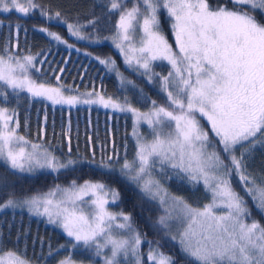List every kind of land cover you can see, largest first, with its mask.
<instances>
[{
	"label": "snow or ice",
	"instance_id": "snow-or-ice-1",
	"mask_svg": "<svg viewBox=\"0 0 264 264\" xmlns=\"http://www.w3.org/2000/svg\"><path fill=\"white\" fill-rule=\"evenodd\" d=\"M230 3L232 8L226 4L213 6L210 0H132L128 8L124 0H110L109 11L119 12L111 39L125 64L135 65L137 71L143 69L141 74L149 81L159 77L161 89L167 94V107L152 101L148 112L134 107L128 97L121 104L95 92L86 95L97 99L83 101L78 96H65L61 88L38 83L29 75L34 57L13 56L7 50L0 54V85L6 89L26 91L30 97H42L53 105L99 103L132 113L136 135L133 159L125 157L121 164L114 150L99 162L93 153L89 164L98 165L108 174L118 171L121 177L140 186L143 193L159 196L162 204L167 202V192L160 195V182L153 178L157 164L161 171L169 166L186 173L190 181H203L212 200L202 208L191 206L181 197L171 199L172 210L179 209L176 219L186 221L178 234V244L189 264H264V225L251 219L246 201L233 190L228 179L233 173L238 175L255 207L264 214V186L245 175L246 157L264 147V23L250 14L259 13L264 18V0ZM37 7L34 0H0L2 12L14 9L28 15ZM41 15L49 20L61 18L59 12L52 16L42 10ZM162 16L169 22L175 47L164 34ZM82 27L68 25L70 33L83 40L88 37L81 34ZM41 31L64 42L48 29ZM97 59L121 77L122 85L136 87L133 81L123 78L114 60ZM154 61H167L171 70L160 76L152 70ZM0 95L7 99L6 92ZM140 96L144 97L143 89ZM197 114L207 121L212 135ZM14 116V110L9 114L7 108L0 107V160L13 175L35 173L38 169L59 172L78 163L71 158L61 162L47 150L38 152L36 144L28 151L29 141L17 134L18 121L12 126ZM141 120L150 129V141L135 131ZM249 184L252 187H247ZM120 200V192L105 183L85 181L77 185L72 181L67 187L56 185L46 193L9 192L0 209L27 207L30 214L47 216L48 223L58 225L71 238L73 248L83 245L95 257H101L102 264H143V239L131 215L109 211V204L117 205ZM217 209L226 211L217 214ZM172 221V212L168 211L158 223L170 230ZM172 240L177 237L172 236ZM148 243L147 259L151 264H175L174 258L160 251L158 245ZM53 253L57 250L50 249L49 257ZM0 264L31 261L26 254L5 252L0 246ZM57 264L74 262L64 258Z\"/></svg>",
	"mask_w": 264,
	"mask_h": 264
},
{
	"label": "trees",
	"instance_id": "trees-1",
	"mask_svg": "<svg viewBox=\"0 0 264 264\" xmlns=\"http://www.w3.org/2000/svg\"><path fill=\"white\" fill-rule=\"evenodd\" d=\"M39 7L32 9L28 15L11 9L0 12V54L7 53L18 56L34 57L33 66L28 69L29 75L38 83L48 87H58L65 96H88L86 93H99L105 99L123 104L128 97L132 105L141 112L152 109V101L157 106H168L167 94L161 89L160 79L149 81L146 75L126 67L123 58L111 39L116 31L119 12H110V0H34ZM125 3V2H124ZM213 6L227 5L232 8L230 0H210ZM54 16L61 14L59 21L49 20L41 11ZM246 10V9H242ZM262 23L264 18L259 13H250ZM162 28L171 44L175 43L169 22L162 16ZM88 21H94L89 24ZM80 25L81 34L87 39H79L72 35L68 25ZM48 29L60 36L61 41L50 37ZM108 59L116 62V67L125 80L132 85L121 84V77L115 71L101 64L97 59ZM39 69V71H37ZM153 71L160 76L167 75L169 69L155 64ZM143 89L144 97L140 96ZM7 94V99L0 95V107L7 108L9 114L14 110L13 125L18 121L17 134L25 137L31 144L56 156L61 162L71 158L78 163L70 165L59 172L36 171L35 173H16L7 169L0 161V203L8 199V193L17 195L46 192L56 185L67 187L72 181L77 185L85 181L102 182L117 189L121 200L117 205L109 204V211L130 214L134 227L141 233L143 243L141 251L145 255L144 264H151L146 253L149 241L158 245L161 251L174 258L175 264H189L180 252L177 241L172 240L170 233L159 223L161 209L150 196L141 191L135 182L121 177L117 171L108 174L98 165L89 164L93 158L97 162L102 157L119 154L122 164L126 157L131 161L136 151V135L131 112L105 109L97 105L63 106L53 105L43 99L30 97L27 94L13 92L0 85V93ZM18 93V94H17ZM205 130L210 128L207 121L197 114ZM145 132L142 120L135 131ZM71 149V151H69ZM219 150V149H217ZM239 149L237 155H239ZM115 159V157H114ZM245 175L257 184L264 186V147H258L245 159ZM117 169L119 165L116 166ZM153 178L174 197H181L193 207L202 208L210 202L211 192L205 189L203 181H190L186 173L165 166L161 171L157 164L153 170ZM233 190L245 201L251 210V219L264 225V214L255 207L252 196L245 191V185L239 176H229ZM7 183L5 188L3 185ZM110 198V197H109ZM248 222H251L249 220ZM71 238L67 237L58 225L48 223L46 216L30 214L24 209H8L0 212V246L5 252L15 251L25 255L32 264H57L64 258H71L80 263L100 264L101 257L93 252L71 246ZM64 247L61 248L60 246ZM50 249L57 250L49 257ZM129 264H133L129 262Z\"/></svg>",
	"mask_w": 264,
	"mask_h": 264
},
{
	"label": "rangeland",
	"instance_id": "rangeland-1",
	"mask_svg": "<svg viewBox=\"0 0 264 264\" xmlns=\"http://www.w3.org/2000/svg\"><path fill=\"white\" fill-rule=\"evenodd\" d=\"M124 2H125V7H128V8H130L131 6H132V0H124ZM0 12H2V11H0ZM174 37V36H173ZM138 39H139V36H137V41H138ZM174 41H175V38H174ZM170 44H171V42L170 41H168ZM172 45H173V47H175V43L173 44L172 43ZM137 46H138V44H137ZM119 51V50H118ZM120 52V51H119ZM121 54V53H120ZM121 56H122V58H123V63H124V65L126 66V67H128V68H130V69H133V70H136V66L135 65H133V66H128L127 64H125V62H124V56L121 54ZM155 64H161V65H163V66H165V67H167L168 69H169V71L171 70V65H169L168 64V62L167 61H154V62H152V70H153V66L155 65ZM143 69H139V71L138 72H141V73H143ZM17 92H20V93H24V94H27V95H29L26 91H23V90H17ZM34 98H39V99H43V100H45V101H47V102H50L51 103V101H48V100H46V99H44V98H42V97H34ZM81 99V101H83V100H87V99H92V98H90V97H85V98H80ZM55 105H63V106H77V105H90V104H87V103H83V102H81V103H77V104H75V105H68V104H55ZM92 105H97V106H100V107H103V108H105L102 104H99V103H92ZM105 109H111V110H116V111H118L117 109H114V108H111V107H108V108H105ZM12 123V126L14 127V125H13V122H11ZM142 124H143V126H144V128H143V130H145V132H141V130H139V127L137 128L139 131H137L140 135H143L144 137H145V139L146 140H148V141H150L151 139H152V136H151V134H150V129H149V127H148V125L142 120ZM166 131H167V129H166ZM28 141V140H27ZM31 143L29 142V144L26 146L27 147V150L28 151H32V147H31ZM210 151H211V149H209ZM37 151L38 152H43V151H45L43 148L41 149V148H38L37 149ZM0 161H2V160H0ZM3 162V161H2ZM37 171H47V172H52L50 169H38ZM147 178V177H146ZM228 179H230L229 177H228ZM246 187V186H245ZM247 187H252V185L251 184H249V185H247ZM161 188H162V191H161V193H160V195H164V188L161 186ZM46 192H48V191H46ZM46 192H42V193H46ZM167 192V191H166ZM255 194V193H254ZM148 196H150L156 203H158V205L160 206V209H161V215H160V217L161 216H164V215H166V212H168V211H171L172 212V216H173V221L170 223V230H167L169 233H170V235H171V237L172 236H176L177 237V240H175V241H177L178 242V240H179V232L180 231H182L183 230V226H184V224H186V221H182V220H180V219H176V217L178 216V214H179V209H176L175 211H173L172 210V208H171V199H172V197H174V196H172V195H170V193H168L167 192V196H166V203H161V201H160V197L159 196H157V197H155V198H153L150 194H147ZM110 199V198H109ZM211 200H212V193H211V199H210V202H211ZM210 202H208V203H210ZM8 209H13V208H8ZM8 209H6V210H8ZM17 209H21V208H17ZM24 210H27V211H29L28 210V208L27 207H25V208H23ZM6 210H4V209H0V212H3V211H6ZM111 211V210H110ZM217 211V214H223V211H226V210H222V209H217L216 210ZM40 217H42V216H40ZM47 217V216H46ZM102 242V241H101ZM153 247H155V246H157L156 244H153L152 245ZM159 250L161 251V249L159 248ZM148 251H149V248H148V250H147V253H148ZM142 252V251H141ZM147 253H146V256H147ZM143 254V253H142ZM167 255V254H166ZM169 256V255H168ZM144 258H145V255L143 254V257H142V259H143V264H144ZM73 262H74V264H86V263H80V262H76V261H74V260H72ZM131 263H133L134 264V261H130ZM32 264V263H31ZM100 264H102V259H101V261H100Z\"/></svg>",
	"mask_w": 264,
	"mask_h": 264
}]
</instances>
